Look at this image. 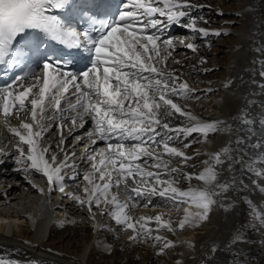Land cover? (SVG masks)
<instances>
[{
    "label": "snow or ice",
    "instance_id": "6c2138e0",
    "mask_svg": "<svg viewBox=\"0 0 264 264\" xmlns=\"http://www.w3.org/2000/svg\"><path fill=\"white\" fill-rule=\"evenodd\" d=\"M74 3L75 0H0V75L6 77L17 68L30 67L33 51L46 49L50 41H56L66 49L60 56L42 52L41 57L33 61L40 71L33 69L22 75L13 74L7 83L0 85V116L6 124L11 118L18 121V127L8 129L18 138L17 163L25 165L22 169L25 172L34 170L42 174L49 186L59 184V190L63 192L61 172L69 166L68 161L57 163V156L50 154L52 146H42L41 142L51 122L60 121L57 127L62 130L63 121L67 120L75 127L78 119L83 121L87 116L93 123L92 130L86 133L87 138L92 145L104 141L106 146L91 148L87 159L91 161L92 172L83 176L87 181L83 188L87 199L73 195L74 200L90 212L93 206L99 209L102 203L113 204L110 214L116 223L132 231L129 239L133 241L143 238L159 242L162 238L153 236L154 230L159 231L161 227L175 230L171 220L165 221L159 215L138 219L129 215L126 211L128 201L135 203L137 197L155 195L171 200L177 207L194 205L198 210L185 209V215L178 223L180 230L187 224L206 220L211 206L216 203L215 197L227 192L235 181L216 184L214 189L183 191L174 186L176 181L172 174L179 170L170 168V161L164 158L178 157L186 163L191 157L171 146L169 141L194 133L206 138L209 133L219 130V122L199 121L173 99L187 98L192 90L186 81L166 70V60L171 55L168 50H175L171 38L162 39L161 34L168 24H179L182 18L188 17V29L204 36L210 34L208 30L198 28V18L191 16V10L199 6L190 0H120L112 10L111 6L97 0H90L89 6L79 8ZM69 8L77 23L65 20L61 14H53L54 10ZM81 21L88 27L78 30ZM211 34L220 35L219 32ZM186 47L196 51L194 44ZM257 51L264 53V47ZM77 55L88 64L78 73L66 70ZM258 63L262 65L259 75L264 77V60ZM260 87L264 88V84ZM49 112L52 114L47 115ZM71 113L75 115H69ZM174 115L185 117L186 122L173 126L169 118ZM241 123L264 125V118L250 119L245 113ZM79 126L83 127V123ZM113 140L116 143H112ZM125 141L133 143L126 144ZM250 146L260 151L254 159L242 163V168L258 180H264V141L258 140ZM222 156L231 159L228 148L205 161L206 167L198 176L188 174L185 179L195 178L205 185L213 184L217 180L216 165L223 163ZM242 161L243 157L236 163ZM150 168L163 171H150ZM258 180L253 184L264 192V186ZM114 187L123 188L127 200L121 201L118 192L112 193ZM246 202L252 205L253 219L264 227V211L256 212L253 202ZM153 223L157 226L155 229L149 227ZM233 242L245 241L237 233ZM171 246V241L164 240L160 254ZM212 251H216L215 247ZM0 264L19 262L0 257Z\"/></svg>",
    "mask_w": 264,
    "mask_h": 264
},
{
    "label": "bare ground",
    "instance_id": "6f19581e",
    "mask_svg": "<svg viewBox=\"0 0 264 264\" xmlns=\"http://www.w3.org/2000/svg\"><path fill=\"white\" fill-rule=\"evenodd\" d=\"M190 2L199 6L191 10V16L198 18L197 27L208 30L210 34L204 36L189 30L191 37L185 43L178 44L177 41L174 48L190 50L186 45L194 44L196 51L175 54V50L169 49L171 55L167 57L166 70L174 72L180 80L186 79L192 90L187 98L173 99L199 121L219 122V130L209 133L206 138L199 133L187 136L188 141L195 138L198 144L195 150H187L188 147L181 150L191 157L186 163L178 157L164 158L170 161V168L179 170L172 175L176 181L174 186L180 190L214 189L216 184H232L233 181L235 184L227 192L215 197L216 203L211 206L206 220L187 224L183 230L178 228V223L183 219L186 208L193 212L198 210L194 205L177 207L169 200L165 207L157 202L149 206L152 196L137 197L136 203L142 201L143 207L129 205L126 210L129 215L135 219H138L139 214L152 218L159 215L165 221L171 220L175 230L168 231L163 227L159 231L154 230L152 235L162 238L159 242L143 238L133 241L129 239L133 235L132 231L116 223L110 214L112 208L109 206L113 204L101 205L99 209L93 206L90 212L72 198L76 192L68 190L76 183L72 185L71 178L82 175V171H85L84 174L92 172L91 165L88 170V165L79 168L75 165L76 161L81 160L91 164L87 159L90 152L80 151V146L86 143L82 141L78 146L80 123L75 127L68 124L66 134L57 138L59 147L55 151L50 150L51 154H57L63 147L61 140L64 142V138L68 137L62 154L56 155L57 163L67 159L69 166L61 172L65 173L62 176L66 178L63 181L64 191L59 190V195L55 196L42 174L34 170L25 172L23 168L9 165V149L12 148L15 157L19 156V152L16 150L18 138L8 129L18 127V121L11 118V122L6 124L0 116V137L3 138L0 144L1 257L13 259L19 264H134L136 260L138 264H151L154 260L159 264H264V227L253 219L250 214L252 205L246 202L251 200L256 212L264 211V192H260L253 184L258 178L242 168V163L254 159L260 151L250 145L258 140L264 141V125L241 123L245 113L250 119L264 118V88L260 87L264 84V77L259 75L262 65L258 63L264 60V53L257 51L264 47V0ZM216 32L220 35L211 34ZM212 42H216V46H223V49L219 51L217 48L209 53L207 45ZM218 51H224V57H214L213 53ZM208 55L213 57L208 59ZM213 69L216 72L209 74ZM204 73H207L205 77ZM205 100L208 102L205 103ZM169 120L173 126L186 122L185 117L178 115ZM59 122H51L50 126H56L54 124ZM250 128L254 131H250ZM46 136L47 131L42 146L50 145ZM183 138L178 141L174 138L170 145L180 150ZM240 139L244 142L238 143ZM69 146L70 150L67 151ZM224 148L229 149L231 159L221 157L223 163L216 165L217 180L213 184L205 185L195 178L190 181L185 179L188 174L198 176L206 167L205 161H210L214 154ZM160 151L162 149L157 152ZM241 157L243 161L236 163ZM148 170L163 171L155 168ZM95 176L98 177V174ZM258 182L264 186V180ZM57 187L60 185L57 184ZM111 191L118 192L121 201L125 200L120 196L121 188L114 187ZM84 195V198H80L87 199V195ZM149 227L155 229L157 226L153 223ZM48 233L49 242L45 240ZM237 233L245 242H233ZM69 235L78 240L67 245L63 243V246L57 244L64 242ZM164 240L171 241L172 246L164 248L160 254ZM213 247L215 252L212 251Z\"/></svg>",
    "mask_w": 264,
    "mask_h": 264
},
{
    "label": "rangeland",
    "instance_id": "374dc122",
    "mask_svg": "<svg viewBox=\"0 0 264 264\" xmlns=\"http://www.w3.org/2000/svg\"><path fill=\"white\" fill-rule=\"evenodd\" d=\"M194 10V9H193ZM192 10V11H193ZM196 11H198L197 9H196ZM211 23V22H210ZM186 34H188V35H183L182 36V38L185 40V41H187L190 37H191V35H190V33H186ZM182 38H179L178 37V40L179 41H182L181 43H185V41L182 39ZM217 39V38H216ZM215 39V40H216ZM178 41V44H180V42ZM217 44H216V42H212L211 44L209 43L208 45H207V48H208V51H209V53L210 52H213L215 49H217V48H219V51H221L222 49H223V46H216ZM215 52V53H213V56L214 57H224V55H225V53H224V51H222V52ZM192 52V50L190 49V50H186V48H183V49H175V54L176 53H178V54H182V53H191ZM212 55L210 56V55H208V59L210 58H212L213 57ZM167 64V63H166ZM222 70H219L218 72H221ZM216 72V70H210L209 71V74H214ZM204 76L203 77H205L206 75H207V73H204L203 74ZM181 81H186V79H182ZM187 82V84H189L188 83V81H186ZM196 100V99H195ZM208 101H206L205 100V103H207ZM54 125H56V126H50V128L47 130V136H46V138H49V144L52 146V148H51V150L52 151H55L56 150V148H57V141H58V139L57 138H59L60 139V137H61V131H60V128H58L57 127V124H54ZM66 130H69V128H67V129H65V128H63V135H64V133L66 134ZM51 133V134H49L48 135V133ZM53 135H54V137H55V140L53 139ZM184 139H187V141H188V137H184L182 140H184ZM67 140H68V137H66V138H64V142H63V147H61L62 149H64V146L66 145V142H67ZM45 141V140H44ZM176 141H178V139L176 140ZM185 141V142H183V141H181V145H182V147H180L179 149H180V151L185 147L184 145H188L187 147V150H195L196 149V147H197V144L198 143H196V142H198V141H196L195 142V138L194 139H191L190 141ZM2 142H3V138H2V136L0 137V144H2ZM53 143H55V145H52ZM183 143V144H182ZM73 144V143H72ZM73 146V145H72ZM9 148V147H8ZM70 150V146H69V148L67 149V151H69ZM9 151H10V153H8V157H9V165L11 166V167H15V166H18V168L19 169H21V168H23L24 169V165H22V164H18L17 163V156L15 157V156H13V152H12V148H10L9 149ZM158 151V150H157ZM58 153H60L59 155H61L62 154V152H61V149H60V151L59 152H57V154ZM51 154V153H50ZM57 154H55V155H57ZM13 156V157H12ZM81 161H83L84 162V164H82L83 166H86L87 165V163H86V160H81ZM75 165H77V168H79L80 167V161H76L75 162ZM89 165H91L90 163L88 164V166H87V170L89 169ZM85 173V171H82V175H77V178L76 179H74V177L73 178H71V180H73V183H72V185L75 183V185H73V187H69V191H71V192H76V196H79V197H81V196H83V198L85 197V193L83 192V187H85L86 186V183H87V181L85 182L84 180H83V176L85 175L84 173ZM70 174V173H69ZM66 175H68V174H66ZM69 176H72V175H69ZM81 177V178H80ZM65 178V177H64ZM80 179V180H79ZM78 182V183H77ZM63 183V182H62ZM56 186H57V184H56ZM116 190V189H115ZM106 204L107 203H102L101 205L104 207V206H106ZM109 207H111L112 209H111V211L114 209V205H111V206H109ZM136 210H139V209H136ZM132 213H134L133 211H131ZM132 217H133V215H131ZM139 217H144L143 215H141V214H139L138 215V218ZM135 219V218H134ZM48 238H49V233H48V235L46 236V238H45V240L47 241V242H49L50 240H48ZM78 239L75 237V236H72V235H69L68 237H66V239H65V241L64 242H61V243H57V244H60L61 246H63V243H65L66 245H67V243H72V242H75V241H77ZM136 246H135V248H137L138 247V245L137 244H135ZM134 264H138L137 263V260L135 261V263ZM151 264H159V262H157V261H153V263H151Z\"/></svg>",
    "mask_w": 264,
    "mask_h": 264
}]
</instances>
